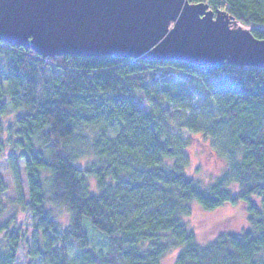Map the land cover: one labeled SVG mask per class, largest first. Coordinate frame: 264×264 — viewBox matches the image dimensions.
<instances>
[{
  "label": "trees",
  "instance_id": "1",
  "mask_svg": "<svg viewBox=\"0 0 264 264\" xmlns=\"http://www.w3.org/2000/svg\"><path fill=\"white\" fill-rule=\"evenodd\" d=\"M188 1L221 10L264 39V0ZM151 72L195 83L215 105L229 167L207 185L182 171L162 138ZM162 92L169 96L165 85ZM0 157L15 194L3 217L0 176V264H15L21 247L25 264H264V68L42 56L0 40ZM194 204H240L247 226L199 242L186 224ZM98 236L104 247L95 246Z\"/></svg>",
  "mask_w": 264,
  "mask_h": 264
},
{
  "label": "water",
  "instance_id": "2",
  "mask_svg": "<svg viewBox=\"0 0 264 264\" xmlns=\"http://www.w3.org/2000/svg\"><path fill=\"white\" fill-rule=\"evenodd\" d=\"M0 40L42 56L264 68V39L225 12L188 0H0Z\"/></svg>",
  "mask_w": 264,
  "mask_h": 264
},
{
  "label": "rangeland",
  "instance_id": "3",
  "mask_svg": "<svg viewBox=\"0 0 264 264\" xmlns=\"http://www.w3.org/2000/svg\"><path fill=\"white\" fill-rule=\"evenodd\" d=\"M186 81L174 74L166 76L163 81L158 80V75L152 72L148 73L146 80L147 88L154 95L155 109L164 116L162 138L168 139L170 152L174 151L175 157H178L177 162L185 174L207 185L213 178L228 169L229 159L222 128L215 122L218 114L214 103L205 98L199 86L196 87L195 83ZM164 85L168 91V97L162 92ZM179 94L185 95L181 101L176 100ZM137 99L141 110L148 112L149 108L142 94H138ZM177 125L182 126L181 131L176 132ZM18 173L24 198H27V183L22 161L19 162ZM0 176L7 187V190L1 194V200L7 205V210L3 214L5 217L9 202L15 194L13 179L4 157H0ZM229 186L236 191V185ZM29 224L27 221L26 226ZM186 224L199 242H207L218 233L239 232L247 226L245 212L240 204H224L212 210H203L194 204L189 224L188 222ZM93 242L96 247L105 246V239L101 236L95 238ZM23 249V247L20 248L15 264L26 263ZM68 251L70 257L75 258L77 252L72 245H69ZM33 264H42V261L36 258Z\"/></svg>",
  "mask_w": 264,
  "mask_h": 264
}]
</instances>
